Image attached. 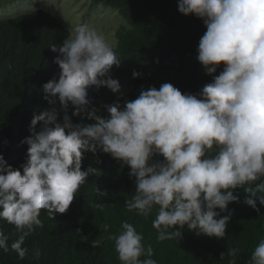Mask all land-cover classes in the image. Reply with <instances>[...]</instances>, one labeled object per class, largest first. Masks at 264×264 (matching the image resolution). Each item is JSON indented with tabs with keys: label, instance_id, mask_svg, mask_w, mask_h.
<instances>
[{
	"label": "clouds",
	"instance_id": "obj_1",
	"mask_svg": "<svg viewBox=\"0 0 264 264\" xmlns=\"http://www.w3.org/2000/svg\"><path fill=\"white\" fill-rule=\"evenodd\" d=\"M178 11L194 15L206 27L197 60L213 80L198 95L164 83L159 89H142L123 106H105L109 115L103 117L88 90L121 92L110 75L120 61L105 36L78 25L62 46L52 47L60 53L54 61L59 78L43 85L51 107L34 113L32 135L21 142L28 146L23 174L0 155V220L13 225L17 237L9 245V236L0 231V250L25 258L26 239L34 226L43 227L41 211L49 219L67 213L80 187L100 174L91 166L82 171L84 154L98 150L130 168L136 191L125 201L126 209L147 218L155 208L152 227L158 241L181 240L185 228L224 239L232 213L220 216L216 210L228 212L229 204L238 203L233 194L238 188L251 194L244 202L259 213L257 199L264 205V0H178ZM221 64L226 67L216 75ZM141 75L133 72L134 78ZM70 105L73 116L84 112L94 123L74 124ZM109 239L120 264H157L151 245L145 248L132 224L122 222L120 232ZM91 245L99 247L100 241ZM238 253V248L228 249V264H236ZM33 254L36 260L42 255L39 249ZM250 264H264V239Z\"/></svg>",
	"mask_w": 264,
	"mask_h": 264
},
{
	"label": "trees",
	"instance_id": "obj_2",
	"mask_svg": "<svg viewBox=\"0 0 264 264\" xmlns=\"http://www.w3.org/2000/svg\"><path fill=\"white\" fill-rule=\"evenodd\" d=\"M90 2L116 9L125 21L116 28L115 46V53L125 64L110 71L111 77L119 81L121 92L114 94L108 88L95 87L88 90V99L99 115L107 117L105 106L116 102L123 106L125 101L135 100L142 89H159L162 84L170 83L182 94L198 95L212 82L213 77L205 73L197 60L199 41L206 27L194 15H182L178 0ZM69 34L67 27L41 8L0 19V155L21 174L28 151V146L21 142L32 135L30 124L34 113L51 107L43 98V85L59 78L60 69L54 61L60 53L53 52L52 47L62 46ZM224 67L221 64L216 75ZM134 71L142 74L140 78L133 77ZM74 110L70 105L68 115L74 124L94 123L84 112L79 117L73 116ZM63 115L61 112V123ZM41 126L42 122L36 131ZM97 160L102 163L97 164ZM89 166L102 171L80 187L67 213L49 219L42 210L39 219L43 227L34 226L26 239L25 258L21 260L11 250L7 253L0 250V264H120L109 236L118 234L125 221L143 235L145 248L151 245L152 259L157 264H228L227 251L231 248L239 249L236 264H250L252 252L264 239V205L252 197L257 199L260 209L257 213L244 202L251 194L238 188L233 194L239 202L229 204L228 212L216 210L220 216L232 213L224 239L197 236L185 228L181 240L158 241V233L152 227L156 209L147 218L126 209L125 201L136 191L135 180L129 177L130 168L99 150L95 155L84 154L82 171ZM97 189L107 195H101ZM0 231L9 236V245L17 238L13 235L14 226L4 220H0ZM93 240H99L100 246L92 247ZM34 249L42 253L39 260L34 258Z\"/></svg>",
	"mask_w": 264,
	"mask_h": 264
},
{
	"label": "rangeland",
	"instance_id": "obj_3",
	"mask_svg": "<svg viewBox=\"0 0 264 264\" xmlns=\"http://www.w3.org/2000/svg\"><path fill=\"white\" fill-rule=\"evenodd\" d=\"M41 8L58 19L70 32L78 25H88L104 35L115 51L116 28L125 24L116 9L90 0H0V19L12 18ZM116 54V53H115ZM120 67L125 63L116 54ZM116 67L115 65L113 68Z\"/></svg>",
	"mask_w": 264,
	"mask_h": 264
}]
</instances>
